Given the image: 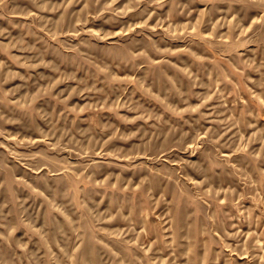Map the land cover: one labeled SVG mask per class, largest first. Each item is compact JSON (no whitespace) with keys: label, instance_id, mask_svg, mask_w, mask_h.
<instances>
[{"label":"rangeland","instance_id":"374dc122","mask_svg":"<svg viewBox=\"0 0 264 264\" xmlns=\"http://www.w3.org/2000/svg\"><path fill=\"white\" fill-rule=\"evenodd\" d=\"M0 264H264V0H0Z\"/></svg>","mask_w":264,"mask_h":264}]
</instances>
